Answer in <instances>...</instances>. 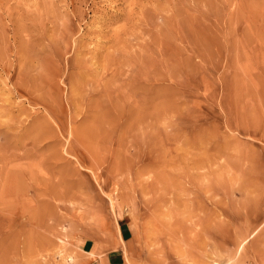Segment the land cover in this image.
I'll return each instance as SVG.
<instances>
[{
    "label": "rangeland",
    "instance_id": "rangeland-1",
    "mask_svg": "<svg viewBox=\"0 0 264 264\" xmlns=\"http://www.w3.org/2000/svg\"><path fill=\"white\" fill-rule=\"evenodd\" d=\"M0 264H264V0H0Z\"/></svg>",
    "mask_w": 264,
    "mask_h": 264
},
{
    "label": "crops",
    "instance_id": "crops-1",
    "mask_svg": "<svg viewBox=\"0 0 264 264\" xmlns=\"http://www.w3.org/2000/svg\"><path fill=\"white\" fill-rule=\"evenodd\" d=\"M90 249H91L92 252H93V250H94L93 245H92V247H91ZM96 251H97V250H96ZM92 252L88 251L89 254H92ZM94 256H97V252L95 253ZM107 261H114V262H116L117 259H116V257H115L114 255H108V257H107Z\"/></svg>",
    "mask_w": 264,
    "mask_h": 264
}]
</instances>
